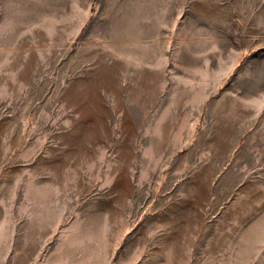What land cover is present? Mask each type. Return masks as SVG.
<instances>
[{
	"label": "rangeland",
	"instance_id": "obj_1",
	"mask_svg": "<svg viewBox=\"0 0 264 264\" xmlns=\"http://www.w3.org/2000/svg\"><path fill=\"white\" fill-rule=\"evenodd\" d=\"M0 264H264V0H0Z\"/></svg>",
	"mask_w": 264,
	"mask_h": 264
}]
</instances>
